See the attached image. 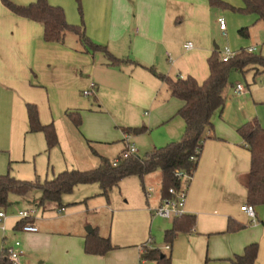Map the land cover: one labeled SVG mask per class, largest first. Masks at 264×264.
<instances>
[{"label":"crops","instance_id":"1","mask_svg":"<svg viewBox=\"0 0 264 264\" xmlns=\"http://www.w3.org/2000/svg\"><path fill=\"white\" fill-rule=\"evenodd\" d=\"M8 1L25 6L34 0ZM219 1L235 9L244 7L242 0ZM47 2L64 10L69 24L82 23L91 42L106 47L116 58L129 59L140 66L126 63L110 67L103 54L85 51L70 33L65 34L63 44L47 43L42 24L14 15L0 0V175L9 174L23 181L33 180L32 172L46 147L42 133L29 132L27 104L36 106L41 125H54L60 145L63 139L75 149L83 141L89 147L91 141L86 138L104 141L100 138L107 128L119 124L122 141L118 157L126 150L125 129L146 127L145 133L130 135L136 155L142 157L140 152L145 155L180 141L185 129L183 120L176 116L183 103L171 97L167 85L145 68H153L172 80L190 76L201 84L209 76L208 58L221 50L215 46L217 20H226L225 38L235 50L244 43L238 40L231 44L232 30L258 22L256 15L212 8L208 0H81L82 20L74 0ZM242 36L248 37L249 32ZM187 43L193 45L192 49L185 48ZM255 72L251 69L245 73H251L252 80L264 76ZM244 89L245 94H237L234 87L233 95L246 98L251 93ZM86 91L92 95L85 96ZM108 93L125 104L124 115L122 120L108 115L105 127L97 128L96 135L89 133L83 122L76 128L66 117L68 112L78 111L81 120H86L92 108L87 98L98 102ZM104 106L103 103L95 112L107 113ZM224 107L211 118L209 135L214 138L203 143L187 190L185 215L194 217V230L177 234L173 243L163 248L169 252L171 264H232L252 244L258 246L254 264H264V205L253 206L255 223L240 210L249 205L245 181L250 171V153L237 129L251 117L239 107L236 119H223ZM254 113L264 128V117L257 110ZM141 136L147 137L146 142L137 148L135 142ZM59 142L52 150L60 146ZM156 173L142 179L128 177L117 186L126 197L131 195L132 186L138 194H133L131 205L127 203L113 215L107 237L114 249L107 254L92 256L84 251L88 233L83 229L86 221L81 219L83 211L78 205L89 195L84 201L72 203L68 211L61 208V215L35 212L31 224L37 227L36 233L17 229V213L31 210L41 197L38 191H31L25 197L11 196L10 208L0 210L5 215L0 218V256L14 241H20L23 264H146L140 256L144 248L153 249L151 236L172 227V222L156 226L149 211L166 196L161 192V174ZM149 188L153 193L148 196ZM119 216L124 220L122 229L114 227ZM229 223L241 225L242 229L227 233Z\"/></svg>","mask_w":264,"mask_h":264},{"label":"trees","instance_id":"2","mask_svg":"<svg viewBox=\"0 0 264 264\" xmlns=\"http://www.w3.org/2000/svg\"><path fill=\"white\" fill-rule=\"evenodd\" d=\"M1 2L14 15L42 24L43 39L47 43L63 44L65 34L70 33L77 37L85 51L103 54L110 67H122L126 63L140 66L129 59L116 58L107 51L106 47L91 42L85 34L82 23L80 25L69 24L64 10L61 7L50 5L47 0H34L27 6L15 5L8 0H1ZM74 2L82 20L81 0H74ZM242 2L244 7L235 9L219 0H208L212 8L230 10L242 15H256L264 24V0H242ZM244 32H247V29L239 31L241 35ZM207 65L209 76L201 84L190 76L172 80L158 74L153 68H145L167 85L171 97L183 103L176 114L185 124L180 141L169 143L142 157L138 155L124 157L122 153L115 160L99 156L89 145L92 154L99 159L97 168L87 171L66 170L57 174L53 179L43 182L39 180L22 181L9 174L0 175V210L6 211L10 208L11 196L25 197L31 191H38L41 194L37 208L43 211L61 209L63 208V196L73 193L75 188L82 185L96 184L99 187V195L108 199L112 189L117 187L123 179L128 177L142 179L155 172H160L161 192L167 196L169 188H178L180 185L175 173L190 170L194 173L197 162H191L190 158L198 150V160L203 143L207 139L214 138L209 135L212 132L211 118L225 105L224 91L229 85L230 73L236 71L243 74L252 69L256 71V75L264 74V57L249 54L244 50L228 62H223L218 52H213L207 60ZM26 109L29 132L42 133L46 151L49 152L58 145L54 125L40 124L35 105L27 104ZM66 117L76 128L81 126L82 120L78 111L68 112ZM146 131V127L125 129L128 135L135 136ZM237 133L250 153V171L245 181L247 203L254 207L262 206L264 205V128L256 118H253L240 126ZM28 223H31V219L19 221L16 228H21ZM194 225L195 219L192 216L184 215L172 220L171 229L164 233L165 244H172L177 234L192 232ZM241 229V225L229 223L226 232L233 233ZM113 249L110 238L101 237L96 230H92L85 237L84 251L87 255L103 256ZM257 251V244L249 245L245 248L243 255L235 257L231 262L232 264H254ZM140 259L146 264H171L170 255L158 249L144 248ZM0 264H10L6 250L2 251Z\"/></svg>","mask_w":264,"mask_h":264},{"label":"rangeland","instance_id":"3","mask_svg":"<svg viewBox=\"0 0 264 264\" xmlns=\"http://www.w3.org/2000/svg\"><path fill=\"white\" fill-rule=\"evenodd\" d=\"M256 21H258L257 25L234 28V30H232V33H230L231 36L229 38L231 39V44L237 43L238 40L244 43V46H242L241 49L235 50L230 47V43L225 38L227 30L225 32V35H222L220 31L217 32V36L215 38V46H218L220 49L227 47L235 53L240 52L241 50L245 51L248 48L255 47L256 51L253 54L264 57V24L259 21L258 17ZM225 23L227 26L226 20ZM242 29H247V31L249 32L248 37H244L239 33V31ZM238 83L248 89L249 93L251 94L248 93L249 95H247L246 98L233 95V88ZM224 96L225 107L222 113L223 119H227L229 121H233L234 119H236L238 116L237 111L239 110V107L245 108L244 113H247V117H251L250 120H252L253 118L260 120L258 115H255L254 110H257V112H259L262 117H264V76H257L254 80H252L251 73L241 74L239 72L232 71L229 75V85L224 91ZM87 101L90 102L92 108H89V117L86 120L83 121L82 117V122L83 125L88 128L89 133L96 135L97 128L105 127L104 122L105 119H108V115H110L111 117L112 114L115 119L122 120L120 119V117L124 115L123 112L125 109V104L122 102V100L114 98L108 93L104 97H102L101 101L96 102L92 97L87 98ZM103 103L108 108V111L103 109L107 113L101 111L100 113L95 112L99 106L103 107ZM254 115L256 117H254ZM115 125L117 126L111 125L109 128H107L108 131H106L104 133L105 135H102L100 138L104 141H101L100 143L86 138L87 141H91L88 144L99 156L107 158L109 160H113L117 157L122 141L121 125ZM146 138L147 137L141 136L138 141L135 142L137 148L139 145H143L146 142ZM45 150L46 147L43 150V153L39 156L35 172H32L34 175L32 181L39 180L40 182H43L45 180L53 179L57 174L66 170L75 169L80 171H87L95 169L99 165V159L92 154L85 141H83L79 149H75L72 147L70 148V146L68 147V143L62 139V145L58 146L56 149L52 150L49 153L45 152ZM140 155L143 156L144 154L140 152ZM153 174L157 173L155 172ZM154 189H156L155 186ZM118 190H120L119 187L114 188L110 192L109 200L107 201L105 197L99 195L100 191L98 190L97 185L77 187V189H74L73 193L63 196L62 206L66 211H68V208L70 209L71 206H73L72 203L79 200L84 201V197L89 195L90 198L85 200L84 203L78 205V209L83 211L81 219L86 221L83 229L86 232L88 228H93V230H96L99 235H104L105 237H107L111 228L113 215L116 214L117 211L122 207H126L127 203H130L131 205V203L134 201L133 194H138L135 186L134 188L133 186L132 188H130V190H132L130 191L131 195H128L127 197L124 196L123 193H120ZM36 194H40V192H37ZM139 194L143 198L145 197L140 187ZM32 210H35V212L39 210L40 213L43 212V209L37 208L36 206L33 207ZM45 212L56 214L57 210H48ZM153 219L156 222V226L160 225L164 227L172 222V220H166L160 217H153ZM123 224L124 220L119 216L118 220L114 222V227L122 229L121 225ZM151 239L153 243L152 246H150L151 248L158 249L163 253L169 255V252L163 249L166 245L164 241V230L161 233L152 235Z\"/></svg>","mask_w":264,"mask_h":264},{"label":"built area","instance_id":"4","mask_svg":"<svg viewBox=\"0 0 264 264\" xmlns=\"http://www.w3.org/2000/svg\"><path fill=\"white\" fill-rule=\"evenodd\" d=\"M217 24L219 27V31L222 35H225L226 32V23L223 18H219L217 20ZM193 45L191 43H187L185 48L187 50L192 49ZM249 54H253L256 51L255 47L248 48L245 50ZM221 55V60L223 62H228L231 58L236 56L239 52H232L229 48L224 47L219 51ZM235 92L237 94H245V89L242 85L238 84L235 86ZM85 96H91L92 92L86 91L84 92ZM126 142V150L123 153L124 157L129 155H136V148L134 144L130 142V135H127L125 138ZM199 151L196 150L194 155L190 158V161L193 163L197 162V155ZM193 176V170L188 172L178 171L175 173V177L180 182L178 188H169L167 192V196L163 197L156 208H149L151 215L153 217H160L166 220H174L178 219L185 215V205L187 200V190L190 184V181ZM153 193V189L149 188L146 190V194L149 196ZM240 210L249 218L251 219L252 223L256 222L255 219V210L253 206L244 205L240 208ZM58 214L62 213V210L59 209L57 211ZM35 216V210H24L17 213V218L22 220H30L33 219ZM5 215L3 212L0 213V218H4ZM4 230V227H1ZM20 231L23 233H36L38 231L37 227L32 225L31 223L25 224L20 228ZM166 250H169V246L165 247ZM7 254V260L10 264H23L21 262V258L23 256V251L21 249V243L19 241H14L12 246L5 249Z\"/></svg>","mask_w":264,"mask_h":264},{"label":"water","instance_id":"5","mask_svg":"<svg viewBox=\"0 0 264 264\" xmlns=\"http://www.w3.org/2000/svg\"><path fill=\"white\" fill-rule=\"evenodd\" d=\"M92 232V229L91 228H88L87 229V233L89 234V233H91Z\"/></svg>","mask_w":264,"mask_h":264}]
</instances>
